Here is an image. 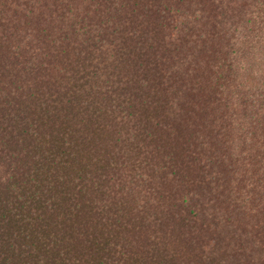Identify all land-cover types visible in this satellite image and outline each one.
<instances>
[{"label":"trees","instance_id":"16d2710c","mask_svg":"<svg viewBox=\"0 0 264 264\" xmlns=\"http://www.w3.org/2000/svg\"><path fill=\"white\" fill-rule=\"evenodd\" d=\"M0 264H264V0H0Z\"/></svg>","mask_w":264,"mask_h":264}]
</instances>
